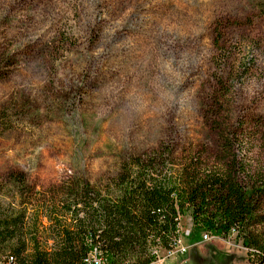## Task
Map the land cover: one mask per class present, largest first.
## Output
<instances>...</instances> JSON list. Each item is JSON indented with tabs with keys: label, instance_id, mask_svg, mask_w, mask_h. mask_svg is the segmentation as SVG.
I'll return each instance as SVG.
<instances>
[{
	"label": "rangeland",
	"instance_id": "1",
	"mask_svg": "<svg viewBox=\"0 0 264 264\" xmlns=\"http://www.w3.org/2000/svg\"><path fill=\"white\" fill-rule=\"evenodd\" d=\"M163 145L174 162L234 155L264 194V0H0L1 204L10 172L36 199ZM261 212L264 237V196ZM177 231L153 264H247L234 232L189 244L186 216Z\"/></svg>",
	"mask_w": 264,
	"mask_h": 264
},
{
	"label": "trees",
	"instance_id": "2",
	"mask_svg": "<svg viewBox=\"0 0 264 264\" xmlns=\"http://www.w3.org/2000/svg\"><path fill=\"white\" fill-rule=\"evenodd\" d=\"M213 45L218 71L228 55L218 39ZM214 82L221 88L217 74ZM175 158L168 145L158 146L122 158L100 186L68 178L38 191L36 199L28 196L35 192L23 174L10 172L17 192L0 203V264H85L93 250L105 264H153L157 250L176 246L182 216L189 220V244L202 233L234 232L247 264H263L264 237L255 226L264 194L257 181L238 176L242 166L234 155L215 166L195 153Z\"/></svg>",
	"mask_w": 264,
	"mask_h": 264
},
{
	"label": "built area",
	"instance_id": "3",
	"mask_svg": "<svg viewBox=\"0 0 264 264\" xmlns=\"http://www.w3.org/2000/svg\"><path fill=\"white\" fill-rule=\"evenodd\" d=\"M209 238H211L210 235L206 233L201 234V240H208ZM84 263L85 264H105V261L98 252L93 250L86 256V258H84Z\"/></svg>",
	"mask_w": 264,
	"mask_h": 264
}]
</instances>
